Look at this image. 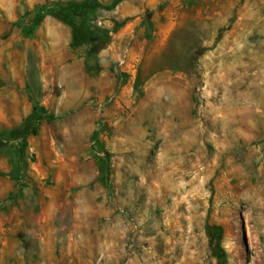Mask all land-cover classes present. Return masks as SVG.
I'll return each instance as SVG.
<instances>
[{
  "label": "rangeland",
  "instance_id": "rangeland-1",
  "mask_svg": "<svg viewBox=\"0 0 264 264\" xmlns=\"http://www.w3.org/2000/svg\"><path fill=\"white\" fill-rule=\"evenodd\" d=\"M0 264H264V0H0Z\"/></svg>",
  "mask_w": 264,
  "mask_h": 264
},
{
  "label": "trees",
  "instance_id": "trees-1",
  "mask_svg": "<svg viewBox=\"0 0 264 264\" xmlns=\"http://www.w3.org/2000/svg\"><path fill=\"white\" fill-rule=\"evenodd\" d=\"M71 13H73V11H70ZM45 12L44 11H41L38 15V20H41L42 17L44 16ZM75 14V13H73ZM72 14V15H73ZM70 23H73L72 20L69 21ZM214 232L218 233L220 232V229L219 227H215V226H207V233L209 235L213 234ZM212 252L215 254V255H219L221 254V249L217 246V245H214L212 247Z\"/></svg>",
  "mask_w": 264,
  "mask_h": 264
}]
</instances>
